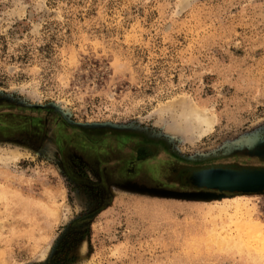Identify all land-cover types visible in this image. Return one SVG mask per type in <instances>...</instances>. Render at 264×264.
Masks as SVG:
<instances>
[{
  "label": "rangeland",
  "instance_id": "1",
  "mask_svg": "<svg viewBox=\"0 0 264 264\" xmlns=\"http://www.w3.org/2000/svg\"><path fill=\"white\" fill-rule=\"evenodd\" d=\"M0 157V264H264L190 181L264 171V0H0Z\"/></svg>",
  "mask_w": 264,
  "mask_h": 264
},
{
  "label": "bare ground",
  "instance_id": "2",
  "mask_svg": "<svg viewBox=\"0 0 264 264\" xmlns=\"http://www.w3.org/2000/svg\"><path fill=\"white\" fill-rule=\"evenodd\" d=\"M180 122L187 125V129L190 130V134H191L189 140H191L192 142L202 137L203 135L207 134L213 128L212 122L205 112L200 111L199 109L195 110L190 106H187L185 113L182 114V118L180 119ZM22 155L23 154H20L19 152L16 151L5 152L3 159L4 161L16 160L20 158V156ZM3 159L0 157V161H3ZM196 179L200 183L217 184L219 186L227 185V184L238 185L240 183H242V185H247L257 181L264 182V175L245 174L243 176L228 177L226 174L223 173L215 175L210 171H206L201 174H198L196 176ZM245 199L247 198H244L243 196H239V198H236L234 200L238 208H241V203ZM245 213L246 212H244V214ZM239 214H243V213L240 212ZM244 217H246L242 223V228L244 230H248L258 234L264 231V223L252 219L251 213H246ZM44 253L45 252H43V254Z\"/></svg>",
  "mask_w": 264,
  "mask_h": 264
},
{
  "label": "water",
  "instance_id": "3",
  "mask_svg": "<svg viewBox=\"0 0 264 264\" xmlns=\"http://www.w3.org/2000/svg\"><path fill=\"white\" fill-rule=\"evenodd\" d=\"M202 171H210L211 173L218 175L220 173L226 174L228 177H236V176H243L245 174L247 175H264L263 170H246V169H241L237 171H233L230 169H225V168H205V169H200L197 171H194L191 173L190 176V181L191 183L196 186V187H202L206 189V191H203L200 193V195H206L207 197H220V196H225L226 193H248V192H254L258 191L261 189H264V182H252L251 184L247 185H242V183L238 185H217V184H205V183H200L196 179V175Z\"/></svg>",
  "mask_w": 264,
  "mask_h": 264
},
{
  "label": "flooded vegetation",
  "instance_id": "4",
  "mask_svg": "<svg viewBox=\"0 0 264 264\" xmlns=\"http://www.w3.org/2000/svg\"><path fill=\"white\" fill-rule=\"evenodd\" d=\"M62 140H63V139H62ZM59 141H61V140H59ZM81 150H84V148H82ZM203 172H206V171H203ZM197 175H198V174H197ZM197 175H196V176H197Z\"/></svg>",
  "mask_w": 264,
  "mask_h": 264
}]
</instances>
